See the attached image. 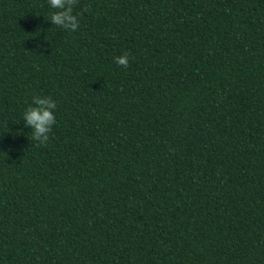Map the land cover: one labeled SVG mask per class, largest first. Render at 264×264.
<instances>
[{"label":"trees","instance_id":"trees-1","mask_svg":"<svg viewBox=\"0 0 264 264\" xmlns=\"http://www.w3.org/2000/svg\"><path fill=\"white\" fill-rule=\"evenodd\" d=\"M52 11L0 0V264H264V0Z\"/></svg>","mask_w":264,"mask_h":264},{"label":"clouds","instance_id":"clouds-1","mask_svg":"<svg viewBox=\"0 0 264 264\" xmlns=\"http://www.w3.org/2000/svg\"><path fill=\"white\" fill-rule=\"evenodd\" d=\"M76 0H47L51 12L48 20L51 25L69 31L77 30L79 27L78 14L73 13ZM129 53L114 57L118 66L127 67ZM56 101L48 95H34L31 103L22 113L23 125L31 130L32 138L44 144L49 139V133L56 123L55 110Z\"/></svg>","mask_w":264,"mask_h":264}]
</instances>
